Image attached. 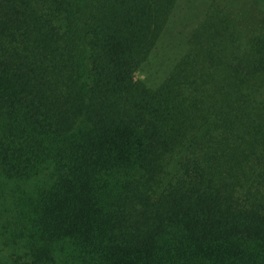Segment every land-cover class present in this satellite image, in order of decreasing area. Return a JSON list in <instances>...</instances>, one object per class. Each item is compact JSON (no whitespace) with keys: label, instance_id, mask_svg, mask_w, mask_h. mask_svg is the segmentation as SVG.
Wrapping results in <instances>:
<instances>
[{"label":"trees","instance_id":"trees-1","mask_svg":"<svg viewBox=\"0 0 264 264\" xmlns=\"http://www.w3.org/2000/svg\"><path fill=\"white\" fill-rule=\"evenodd\" d=\"M180 1L0 0L7 264H264V35Z\"/></svg>","mask_w":264,"mask_h":264},{"label":"rangeland","instance_id":"rangeland-1","mask_svg":"<svg viewBox=\"0 0 264 264\" xmlns=\"http://www.w3.org/2000/svg\"><path fill=\"white\" fill-rule=\"evenodd\" d=\"M214 2L219 4L217 8L232 11L233 17L240 23L246 36L264 35V0H181L178 4L180 9L176 18H174V22L179 24L182 31L186 32L187 29L183 27V24L186 23L188 25L187 21H191L189 23L191 25L203 23L206 19L205 12H207L208 7L211 5L210 3ZM184 32L177 35L180 51L185 43L183 42ZM15 190L17 191L18 188H15ZM21 195L23 196L24 193L21 192ZM16 198L20 199L19 193H16ZM17 206L18 214L21 213L22 215L23 209H20L19 204ZM23 224L26 229H24ZM18 228L20 229L19 233L22 234L23 244L26 245L23 238L27 235V231H30V227L24 221L23 223L20 221ZM33 243L38 244V242ZM10 262H13L11 257L0 255V264Z\"/></svg>","mask_w":264,"mask_h":264}]
</instances>
